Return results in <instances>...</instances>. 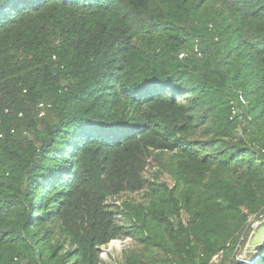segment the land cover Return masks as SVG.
Listing matches in <instances>:
<instances>
[{"label":"trees","instance_id":"16d2710c","mask_svg":"<svg viewBox=\"0 0 264 264\" xmlns=\"http://www.w3.org/2000/svg\"><path fill=\"white\" fill-rule=\"evenodd\" d=\"M261 215L264 0H0V264H238Z\"/></svg>","mask_w":264,"mask_h":264},{"label":"rangeland","instance_id":"374dc122","mask_svg":"<svg viewBox=\"0 0 264 264\" xmlns=\"http://www.w3.org/2000/svg\"><path fill=\"white\" fill-rule=\"evenodd\" d=\"M157 170H158L157 162L154 160L153 156H149L145 170H144V177L147 180H152V179H155V176L157 175L158 181L165 182L171 185L172 180L169 177V175L167 173L158 174L156 172ZM125 199H130L133 201H142L144 199V191L140 190V191L133 192V193L124 192L119 195H114L110 198V200H115L117 202H122ZM110 200H108L109 203L111 202ZM183 218L185 221L186 218L184 215H183ZM263 219H264V215H261L260 220H257V221H252L253 218L251 217V219L249 220V223L250 225L252 224L251 225L252 230L254 226L256 225V223H258V221H261ZM120 239H126L125 241H123V247H121V250L117 251L116 249H112L110 250L111 253H109L108 255H105L102 253V250L104 248H108L109 245H106V246L104 245L100 247L101 262L99 264H117L118 262L121 261L122 254L125 250H132V249L140 250V247L135 243V241H133L132 238L125 237V238H120ZM248 246L249 248H247ZM254 247H255V244L254 245L250 244V238L248 237L245 245H239L235 249L234 258H232L233 256H231L230 260L233 259V262L237 261L238 264H246V263L248 264L249 260H251L253 256L255 255V253L257 252ZM221 257H222L221 255H216L214 259H212V261L214 263L218 262L221 259Z\"/></svg>","mask_w":264,"mask_h":264},{"label":"bare ground","instance_id":"6f19581e","mask_svg":"<svg viewBox=\"0 0 264 264\" xmlns=\"http://www.w3.org/2000/svg\"><path fill=\"white\" fill-rule=\"evenodd\" d=\"M264 228V221H258V223H256V225L254 226L252 232L249 235L250 238V244L254 245L255 244V249L258 248V246L260 245L262 239H263V235H260V229ZM114 245L118 246V242H112L110 244L109 249L106 250V252H110V250L112 249V247ZM249 248V246L247 247Z\"/></svg>","mask_w":264,"mask_h":264},{"label":"built area","instance_id":"2783aa9c","mask_svg":"<svg viewBox=\"0 0 264 264\" xmlns=\"http://www.w3.org/2000/svg\"><path fill=\"white\" fill-rule=\"evenodd\" d=\"M197 50V49H196ZM44 105L43 104H40V110H39V117H42L44 114H45V110H44V107H43ZM232 113H235V109L234 108H232ZM117 202V201H116ZM118 203V202H117ZM126 239H112L107 245H109L108 246V248H104L103 250H102V253L103 254H105V255H108L109 253H111V252H106V250L107 249H109V247H110V244L112 243V242H118V246L117 245H114L113 246V248L112 249H116L117 251L118 250H121V247H123V241H125ZM106 246V245H105ZM111 249V250H112ZM100 252H101V250H100ZM100 258H101V256H100ZM214 259V258H213Z\"/></svg>","mask_w":264,"mask_h":264},{"label":"water","instance_id":"95a60500","mask_svg":"<svg viewBox=\"0 0 264 264\" xmlns=\"http://www.w3.org/2000/svg\"><path fill=\"white\" fill-rule=\"evenodd\" d=\"M262 221H264V219H263ZM251 232H252V230H251ZM251 232H250V233H251ZM249 235H250V234H249ZM260 235H263V239H262L260 245L258 246V248L256 249L257 252H258L259 250H261V248H262V246H263V244H264V228H261V229H260ZM246 264H247V263H246Z\"/></svg>","mask_w":264,"mask_h":264}]
</instances>
